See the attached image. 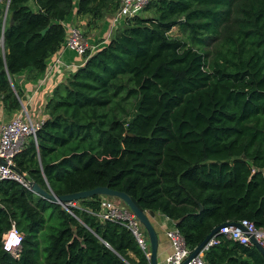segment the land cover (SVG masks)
I'll list each match as a JSON object with an SVG mask.
<instances>
[{"label":"trees","instance_id":"obj_1","mask_svg":"<svg viewBox=\"0 0 264 264\" xmlns=\"http://www.w3.org/2000/svg\"><path fill=\"white\" fill-rule=\"evenodd\" d=\"M29 1L9 0L4 28L0 4V98L9 111L20 107L14 77L43 73L73 10L94 23L118 3L33 0L32 11ZM144 14L53 88L15 170L56 197L124 193L171 220L190 250L226 222L264 231V0H151ZM97 201H76L69 214L0 180V264H148L125 227L92 215ZM13 225L18 257L2 244ZM203 257L264 264L253 246L222 237Z\"/></svg>","mask_w":264,"mask_h":264},{"label":"built area","instance_id":"obj_2","mask_svg":"<svg viewBox=\"0 0 264 264\" xmlns=\"http://www.w3.org/2000/svg\"><path fill=\"white\" fill-rule=\"evenodd\" d=\"M151 0H118L117 8L111 16V24L106 39L112 33L121 28L127 19L139 17L144 13L145 7ZM64 39L59 51H66L80 58L83 63V57L86 52L93 53L99 46H89L83 34L75 27L64 24ZM81 66V65H80ZM52 67H60V63H47L43 71L44 78L53 73ZM65 72L71 74L78 68L77 66L65 67ZM42 121H34L28 116L18 115L7 125L0 129V160L4 162L0 165V180H11L21 184L26 190H29L28 181L25 176L15 170V157L25 149L28 140L35 142V132ZM98 210L92 214L100 222L117 223L125 227L134 238L137 246L143 252L148 260L149 249L147 238L144 236L143 229L132 213L120 202L103 196H98ZM76 202L65 205L62 209L70 214L68 206H74ZM163 217V216H162ZM167 219V218H166ZM225 226L219 229L204 245L201 251L185 264H205L204 253L212 246L219 243V237L225 238L240 245L252 246L250 239L264 251V231L254 226L252 222L241 220L238 222H226ZM13 229V226L3 236L2 244L5 252L18 257L17 251L19 245L13 244L10 250H6L8 243L6 236ZM17 234L22 235L16 230ZM164 237L168 240L171 253L165 258L164 264H183L192 250L188 249L176 229L174 223L171 227L164 230ZM22 241V240H21Z\"/></svg>","mask_w":264,"mask_h":264},{"label":"crops","instance_id":"obj_3","mask_svg":"<svg viewBox=\"0 0 264 264\" xmlns=\"http://www.w3.org/2000/svg\"><path fill=\"white\" fill-rule=\"evenodd\" d=\"M28 7L32 11H36L33 0L28 2ZM112 14L113 11L112 8H110L101 20L92 23L88 17L76 16L75 10H73L64 21V24L77 28L83 34L89 46L97 47L98 45V49H100L108 41L106 36L110 28ZM47 63H60V67H52L53 73L45 78L43 73L33 74L28 70L14 77L11 86L15 95L20 93V96L17 97L20 107L18 111L6 110L5 104L0 98V129L18 115L28 116L34 121H43L45 118L44 104L47 98L53 88L63 83L65 77L68 75V73L65 72V67H79L81 65L80 58L70 52L59 50L47 59L46 65ZM150 222L157 236L156 259L158 261L157 264H159L171 253L169 242L164 237V230L171 227L173 222L156 213Z\"/></svg>","mask_w":264,"mask_h":264},{"label":"water","instance_id":"obj_4","mask_svg":"<svg viewBox=\"0 0 264 264\" xmlns=\"http://www.w3.org/2000/svg\"><path fill=\"white\" fill-rule=\"evenodd\" d=\"M9 0L7 2V8H8ZM7 13V9H6ZM4 20L2 22V28L5 26L6 21V14ZM10 24H12V19H10ZM4 162L0 160V165H3ZM25 178V177H24ZM25 180H27L25 178ZM28 181V180H27ZM28 186L30 192L35 195L36 197H39L41 199H44L50 203H56L61 206V208L65 207L66 204L71 202H76L80 200H84L87 198H91L93 196H103L110 199L117 200L122 205H124L135 217V219L139 222L140 226L143 229L144 236L147 238L148 242V249H149V256H148V264H157L158 261L156 259V251H157V236L156 232L150 222V220L154 217V213L143 211L138 203L131 197L127 196L124 193L112 191L109 190L106 187H96L91 190L87 191H81L77 193L67 194V195H61V196H54L53 193L46 187L41 188L37 184L29 182ZM201 210V207H199V211ZM227 224H222L216 228H214L208 235L204 237V239L190 252L188 255L186 261L183 263L185 264L189 259L193 258L195 255H197L201 249L204 247L206 242L223 226ZM250 242L252 246L255 248V250L264 258V251L256 244V242L253 239H250Z\"/></svg>","mask_w":264,"mask_h":264},{"label":"clouds","instance_id":"obj_5","mask_svg":"<svg viewBox=\"0 0 264 264\" xmlns=\"http://www.w3.org/2000/svg\"><path fill=\"white\" fill-rule=\"evenodd\" d=\"M6 240H8V243L5 245L6 250H10L13 244L19 245L21 243L22 237L19 234H17L14 225L12 231L7 234Z\"/></svg>","mask_w":264,"mask_h":264},{"label":"rangeland","instance_id":"obj_6","mask_svg":"<svg viewBox=\"0 0 264 264\" xmlns=\"http://www.w3.org/2000/svg\"><path fill=\"white\" fill-rule=\"evenodd\" d=\"M0 4H1V10H2V13H3V19H2V22L4 20V17H5V13H6V9H7V2H2V0H0ZM7 14V13H6ZM146 14H142L141 16H145ZM6 19H7V15H6ZM6 23V21H5ZM171 35L172 36H179L180 33L178 31H176L175 29L172 30L171 32ZM208 45L207 46H204L203 48H207V49H210L212 47V45L214 44V41H207ZM74 207H79V205L77 204H73ZM159 264H164V261L162 263H159Z\"/></svg>","mask_w":264,"mask_h":264}]
</instances>
